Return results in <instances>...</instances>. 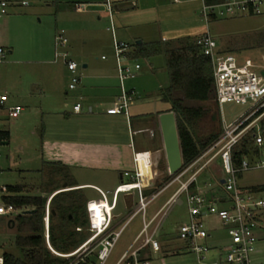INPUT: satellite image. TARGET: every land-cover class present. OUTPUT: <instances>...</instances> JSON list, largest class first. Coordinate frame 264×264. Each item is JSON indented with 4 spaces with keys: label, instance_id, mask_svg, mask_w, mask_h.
I'll return each mask as SVG.
<instances>
[{
    "label": "rangeland",
    "instance_id": "rangeland-1",
    "mask_svg": "<svg viewBox=\"0 0 264 264\" xmlns=\"http://www.w3.org/2000/svg\"><path fill=\"white\" fill-rule=\"evenodd\" d=\"M10 1L14 3L12 5L15 8L10 12L12 13L10 15H13L10 17L13 19L10 26L0 27V46L7 52L4 60L0 63V93L7 92L10 95V103L20 105L23 111L8 127L10 135L8 144L2 145L0 148V183L7 186H23V195L41 194L47 197L48 203L56 192L48 193L42 190L47 177L40 174L39 170L43 161H53L55 159L47 156V151L52 150V147H44L43 144L44 124L51 117L48 115L49 111H47L49 103L61 104L69 83V76L62 62L53 63L54 38L58 30L65 29L69 40L68 48L71 58L79 65V71L86 59H94L103 52L111 51V48L113 50V47H110L111 34L106 31L109 19L107 13L102 15L100 20L98 19L95 10L103 9L99 6L91 8L87 5L84 11H76V0ZM145 1L150 8L149 10H151L146 14L149 24L141 30L146 39H157L162 36L165 39H173L177 42V40L186 37L187 34L195 35L200 30L204 33L208 29L223 53L233 54L239 63L250 59L257 66H264V15L218 19L207 25L201 14V0H182L180 4L174 3L172 0H158L159 6L154 10H152L153 2L151 0ZM116 15L117 12L114 11L116 31L119 33L121 29L117 24ZM119 23L122 26V31L127 33L139 31L134 27H124L125 23L121 18ZM12 46H14V53L10 54V50H13ZM153 59L156 61L154 70L152 69L151 59L137 60L144 69L141 76L147 73L146 81L157 79L160 84L165 82L164 84L167 83L166 86H168L169 76L165 55L161 54ZM256 71L261 70L257 67ZM131 80L126 81V84H129ZM185 104L195 107L206 106L210 110V113L199 122L195 134L197 131L201 138H205L219 129L215 100L209 102L187 100ZM262 119H264V116ZM198 135L196 134L197 138L200 139ZM161 166H163V171L159 179L160 182L169 174L168 167H165L163 163ZM213 168L217 175H221L220 166ZM85 176L92 179L94 173H86ZM71 179L69 175L63 177L62 174H58L55 177V184L61 188L60 190H65L63 184ZM199 181L201 187L205 184H211L214 193L221 196L226 195L209 172L204 171L200 174ZM238 184L242 189L264 185V168L252 169L242 173L238 178ZM175 189L176 187H172L162 193L149 207H155L165 202ZM82 192L86 200L100 197L93 189H85ZM108 197L109 200L112 199V195ZM261 197L264 199V191L261 193ZM125 209V204L120 199L117 210L123 211ZM141 219L142 215L139 214L128 223L105 264L116 263L126 249V239L129 235L135 233ZM187 220L188 212L185 197L181 196L164 213L162 236L172 246V252L165 258V264L211 263L215 259L217 249L229 243L227 228L213 215L204 218L206 228L211 234V237L206 241L210 250L205 255V263H199L196 254L188 251L177 252L178 247L182 244L177 236L178 229ZM50 224L58 227L60 225L59 217L56 216L53 220L50 219ZM64 230L77 233V237H79L77 248L83 244H81L83 240L93 233L88 222L86 224H66ZM16 235V223H9L7 218L0 217V257L4 252L16 256L22 255L15 244ZM44 235L46 247L49 251L55 256H63L60 253L57 254L58 252L54 249L55 252L50 249L45 231ZM259 236L258 249L252 254L254 264L264 262L259 261L264 258V230ZM57 242L58 244L61 243L60 236L57 237ZM222 260L224 261L223 257ZM83 264H100L96 258L95 244L90 245Z\"/></svg>",
    "mask_w": 264,
    "mask_h": 264
},
{
    "label": "built area",
    "instance_id": "built-area-1",
    "mask_svg": "<svg viewBox=\"0 0 264 264\" xmlns=\"http://www.w3.org/2000/svg\"><path fill=\"white\" fill-rule=\"evenodd\" d=\"M174 1L180 2V0ZM201 1V14L207 25L218 19L264 15V0H221L213 3ZM12 4L10 0H0V20L9 14ZM84 6L85 3L79 2L76 4V9L80 11ZM103 6L109 19L107 30L112 38L116 75L120 88L115 103L106 109V113L123 115L130 122V106L134 100L135 91L128 89L126 81L135 79L142 67L137 60L131 58L133 43L123 41L117 35L114 3L112 0H104ZM68 44L65 29L58 30L54 38V60H62L65 63L71 73L69 88L75 89L80 82L79 65L70 57ZM197 44L202 47L203 53L210 57L213 67L215 101L219 106L222 120V131L219 137L192 162L182 165L175 174L169 172L168 176L171 178L149 195L143 193L145 183L141 160L139 155L135 154L133 173L123 174L130 177L131 181L116 187L111 200H109L108 192L97 189L100 197L87 202L88 224L93 233L73 252L60 254L66 258H74L70 264H82L90 245L94 244L97 260L100 264H105L128 223L138 214L144 218L149 205L172 187L176 189L154 217V227H152L154 220H144L142 230L121 254L116 264H152L150 260L141 258L140 252L148 246L155 251H160L161 245L156 236L162 227L165 210L181 196L185 197L188 220L179 227L177 236L179 240L186 243L188 252L197 255L199 263H205V255L210 250L206 241L211 234L206 228L204 218L213 215L227 228L229 243L217 249L215 259L209 264H254L252 254L255 253L259 240L258 231L264 227V199L261 197L262 192L242 189L238 184V178L248 170L264 168V130L260 124L264 116V66H257L250 59L239 63L233 54L221 53L208 29L199 36ZM6 53L5 49L0 47V63L4 60ZM105 58L103 56V59ZM257 67L261 71L257 72ZM225 104L242 109L228 120L223 109ZM22 111L23 108L20 105L10 103V95L7 92L0 93V135L8 131L12 121L17 119ZM73 111L75 113L82 111L81 99L75 103ZM248 136H251L253 149L236 164L232 155L233 149ZM5 141L0 137V148ZM216 166H220L221 175H217L213 170ZM204 171L215 178L226 195L214 193L211 184L201 187L199 176ZM222 180L224 183L221 182ZM135 190L139 194L137 206L122 225L115 227L114 212L117 208L118 195ZM9 195L11 193L8 186L0 183V217L11 221L17 215L25 214L29 208L17 207L6 202L5 197ZM97 201L103 202L100 221L97 209L92 206ZM44 230L47 243L54 251L49 241L50 201L46 205ZM0 264H3L2 257H0ZM255 264H264V262Z\"/></svg>",
    "mask_w": 264,
    "mask_h": 264
},
{
    "label": "crops",
    "instance_id": "crops-1",
    "mask_svg": "<svg viewBox=\"0 0 264 264\" xmlns=\"http://www.w3.org/2000/svg\"><path fill=\"white\" fill-rule=\"evenodd\" d=\"M102 1L104 0H76V4L79 2L85 3L82 10L78 11L76 9V11H84L87 5L91 8L102 7V10H95L97 13L95 14L98 15V19L100 20L102 15H106ZM172 1L177 4L182 2V0L180 2ZM112 2L117 12V24L121 29L119 33L117 31V35L121 40L129 43H135L139 40L142 43L171 40L165 39L162 36L149 40L143 35L142 28L149 24L146 14L151 11L145 0H112ZM151 2H153L152 10L159 6L158 0H151ZM10 7L9 14L0 20L1 28L10 26L13 19L10 17L13 16L10 15L12 14L10 12L15 8L14 5ZM119 17L124 21V27H134L139 31L135 33H131L132 31L129 33L122 31ZM106 31H108L107 28ZM202 33L203 31L200 30L195 35L187 34L186 36H196ZM111 43L110 47H112ZM12 48L13 50H10V54L14 53V46ZM133 51L134 47L131 54H133ZM103 56L106 58L103 59ZM154 57L156 56L149 58L151 59L153 70L156 67ZM134 60H138V58H134ZM59 61L62 62L68 73L69 83L67 91L64 93L65 96L61 100L62 103L56 104L50 102L47 108V111H49L48 115L51 117L44 124L43 144L44 147H52V150L47 151V156L55 160L43 162H59L66 167L68 175L72 178V184L75 186L68 187L67 185L69 184L66 182L63 184V186H66L65 190L82 189L84 191L85 189H93L99 194L97 189H101L104 192H108V196H110L113 195V191L120 184L131 181L130 177L123 174L125 172L133 173L134 155L138 154L141 160V170L151 172L147 183L144 185L143 193L146 192L147 195L151 194L155 183L160 182L159 179L163 171L162 163L165 167H168L166 146L160 122L162 114L171 112L170 104L163 101L161 93V90L167 87V83L160 84L157 79L146 81L147 73L141 76L144 72L141 65L140 75H137L134 80L126 84L128 89L135 91V97L130 106V122H128L123 115H108L106 113V109L115 103L120 93L112 48L111 51L103 52L94 59H86L84 61L81 70L78 71L80 82L75 89L69 88L71 73L68 71L65 63L62 60H53V63ZM42 92L44 93L43 89ZM80 99L82 111L75 113L73 107ZM86 173H94V177L88 179L85 176ZM120 199L125 204L126 209L123 211L117 210ZM138 201L139 194L137 190L118 195L117 208L114 212L115 227H118V225H121L125 221L127 216L137 206ZM165 202L148 208L145 217H142L135 233L129 235L126 239V249L142 230L144 220H154V217ZM154 225L155 220L152 227ZM162 227L156 236L161 245L160 251H155L151 246H148L140 252V257L150 260L152 264H165V258L172 252L171 244L162 236ZM263 230L264 227L258 231V235ZM258 243L259 240L256 251ZM181 251H187L184 242L178 247L177 252ZM259 261H264V258H261Z\"/></svg>",
    "mask_w": 264,
    "mask_h": 264
},
{
    "label": "trees",
    "instance_id": "trees-1",
    "mask_svg": "<svg viewBox=\"0 0 264 264\" xmlns=\"http://www.w3.org/2000/svg\"><path fill=\"white\" fill-rule=\"evenodd\" d=\"M221 0H206L213 3ZM200 35L186 36L182 39L154 41L149 43H133L134 51L131 58L149 59L153 56L165 55L169 84L161 90L163 101L170 104L171 111L175 113L178 133L181 143L183 165L192 162L203 150L209 147L222 131V120L217 105V118L219 129L207 137L197 138L195 129L210 110L206 106H188L185 101L209 102L215 100L214 76L211 59L197 44ZM223 53V51H220ZM264 130V119L260 122ZM0 137L7 142L10 139L9 131L2 132ZM253 149L251 136H248L233 149V159L237 164ZM40 174L46 175L47 180L42 190L55 193L50 200V219L59 217L60 225L50 224V242L55 251L60 254H69L78 247V238L75 231L64 230L66 224H86L88 222L86 200L82 189L60 190L55 184V177L62 174L68 176L66 167L59 162H43ZM70 177V176H69ZM171 176L164 177L161 182L155 183L152 192L157 191ZM68 187H74L72 181H67ZM65 184V183H64ZM11 195L5 201L17 207H27L31 213L19 214L14 222L17 225L15 244L22 252L16 256L9 252L2 255L3 264H70L74 258L53 255L46 247L44 235V216L46 213L47 197L39 195H23L24 187L20 185L8 186ZM195 188V185H193ZM252 192H263L264 185L247 188ZM58 191V192H57ZM144 195H147L144 192ZM61 243L58 244L57 237ZM90 237V236H89ZM88 237V238H89ZM88 238L81 242L84 243ZM185 247L187 246L186 243ZM83 264V263H82Z\"/></svg>",
    "mask_w": 264,
    "mask_h": 264
},
{
    "label": "water",
    "instance_id": "water-1",
    "mask_svg": "<svg viewBox=\"0 0 264 264\" xmlns=\"http://www.w3.org/2000/svg\"><path fill=\"white\" fill-rule=\"evenodd\" d=\"M141 44L142 41H137ZM264 74V72H263ZM224 112L228 120H230L234 115L241 111V107L225 104L223 106ZM161 127L163 131L165 148L167 154L168 168L170 174H175L183 165L181 143L178 133L177 121L174 112L164 113L160 116ZM4 145L8 144L7 141L3 142ZM224 183V180L221 181ZM66 188V186H64ZM31 210L25 213H31ZM15 224L14 220L9 221V223Z\"/></svg>",
    "mask_w": 264,
    "mask_h": 264
},
{
    "label": "bare ground",
    "instance_id": "bare-ground-1",
    "mask_svg": "<svg viewBox=\"0 0 264 264\" xmlns=\"http://www.w3.org/2000/svg\"><path fill=\"white\" fill-rule=\"evenodd\" d=\"M150 171L148 170H142V175H143V179H144V183H147L148 181V178L150 177ZM103 202L101 201H97L95 203L92 204V206L97 209V213L100 215V219L99 221L101 220L102 218V208H101V205H102Z\"/></svg>",
    "mask_w": 264,
    "mask_h": 264
}]
</instances>
